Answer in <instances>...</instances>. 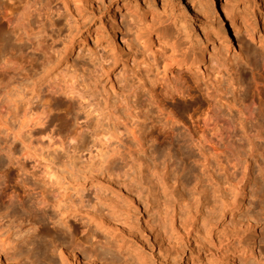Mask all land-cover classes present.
I'll return each instance as SVG.
<instances>
[{
    "label": "rangeland",
    "instance_id": "1",
    "mask_svg": "<svg viewBox=\"0 0 264 264\" xmlns=\"http://www.w3.org/2000/svg\"><path fill=\"white\" fill-rule=\"evenodd\" d=\"M71 1L0 0V170L11 178V189L0 197V230H4L2 237L14 254V263L29 264L31 248L41 246L29 243L25 235L11 234L33 215L16 185L20 165L9 154V148L21 147L12 133L23 120V110L30 106L35 113L43 109L46 117L42 128L47 132L37 152L42 164L59 176L79 175L73 189L65 193L49 189L52 202L47 214L52 216L57 209L55 200L72 201L76 212L60 219L73 228L86 222L95 231L87 220H96L100 213L111 214L109 200L114 195L120 198L127 209V213L121 210L127 230L118 239L112 232L104 233L103 238L107 249L117 256L116 264H226L227 255L240 256L237 264H260L264 246L259 244L260 238L253 254L251 243L226 216L216 222L211 245L205 249L198 230L181 226L183 229L179 223L173 233L159 235L155 229L158 214L182 193L190 199L200 195L210 211H218L222 196L237 182L233 177L228 183L225 174L227 164L236 166L235 159L241 168L234 170L237 177L243 175L240 189L246 194L235 225L246 220L253 208L247 186L250 162L258 159L256 165L263 164L259 157L264 153V139L252 142L253 129L239 105L244 90L236 75L246 71L247 59L264 58V0H257L260 10L255 14L260 21L255 32L245 22L254 14L253 0H89L90 5L82 8ZM12 3L18 14L9 25L1 11ZM172 46L181 60L190 59L200 47L213 48L206 51L197 71L186 74L189 97L174 94L171 85L162 81L159 62L169 57ZM255 63L260 69V61ZM71 77L80 97L66 94L65 84ZM152 89L165 105L161 112L152 106ZM210 101L219 105L222 120L230 125L220 123L223 142L217 154L198 157L199 151L177 139L160 147L171 137L172 128L159 126L157 121L172 116L189 121V116L196 115L177 116L181 109ZM132 132L136 138L154 137L155 145L137 142ZM103 139L108 140L107 145ZM39 168L30 161L24 164L38 190L44 177L38 175ZM12 190L20 194L21 203L6 200ZM129 197L136 204L128 202ZM119 239L123 244L118 246ZM40 260L41 264H54L59 259ZM67 264L87 261L72 256Z\"/></svg>",
    "mask_w": 264,
    "mask_h": 264
},
{
    "label": "bare ground",
    "instance_id": "2",
    "mask_svg": "<svg viewBox=\"0 0 264 264\" xmlns=\"http://www.w3.org/2000/svg\"><path fill=\"white\" fill-rule=\"evenodd\" d=\"M9 1L11 2L12 0ZM90 1L74 0L79 8L86 6ZM253 1L254 14L249 18L246 17L245 22L251 26L250 30L255 32L257 30L256 25L260 21V16L255 14V10H260V6L257 0ZM66 5L67 4H65V7L68 6ZM89 5L90 4L87 6ZM25 6L26 5H24V7ZM1 14L3 20L10 25L13 23L18 13L17 9L13 8L12 3L10 6H3ZM252 22H255L256 24H253ZM231 25H234L233 19L231 20ZM229 32L230 31H227L226 33ZM175 47L172 46V53L169 57H163L161 62H159L161 68L160 70H162V81L171 85L170 89L174 94L182 97H189L190 86L188 85L189 83L187 81L186 74L197 71L200 68V64L205 60L206 51H209L210 49L213 50V48L208 46L204 48L200 47L199 52L197 54L194 53L190 59L181 60L176 55L178 49ZM80 51H82V49H80ZM257 57L258 56L253 57V59H247L244 62L246 71H242L236 75L238 86L244 90V95L240 98L239 105L243 108V113L246 115L245 120L253 129L251 136L252 142H254L255 139H264V58L258 59ZM257 60L260 61V69L256 67L257 65L255 61ZM153 62H155L154 59ZM72 77L69 81L70 83L68 82L65 84L66 94L80 97V92L74 87L76 83L71 82L74 80ZM150 95L153 99L152 106L154 110L161 112L165 108V105L162 100H159V94L152 89L150 91ZM195 105L196 104H194V106ZM196 107L184 108L179 111L180 115L177 116H184V114L188 112H194L196 117L193 118L189 116V119H187L189 121L183 120L181 117L175 118L174 116H172V119L164 122L157 121L159 126L165 125L172 128L171 137L166 138L163 142H161L160 147H168L170 146L171 140L177 139L181 144L189 147L191 150L195 152L199 151L196 154L198 157L207 154H217L221 148V143L223 142V135L219 130L220 123L222 121L227 128L230 127V125L227 121L222 120V112L216 102L210 101L205 105ZM43 111L44 110L42 109L41 112L35 113L30 106L26 107L23 110V120L19 123L17 131L12 133L13 140L21 146L20 148L16 146L11 149L9 148V154L11 153L12 156L11 161H15V164L20 165L16 185L21 187L24 199L29 202L33 215L26 219V221H21L22 223H19L11 234L15 236L25 235L28 242L30 240L34 244H41V246L31 248L32 257L27 259L30 262L29 264H41L40 259H49L50 257L52 260L55 256H58L59 260L54 264H67V261H69L72 256L77 259L87 261V264H116L117 256L107 249L108 244L106 241H103V238L105 237L104 233L108 234L112 232V234H115H113V236L118 239L120 234H124L127 230L125 222L123 221L124 219L121 216V210L127 213V209L124 207V202L120 198L114 195L115 198L109 200L108 208L110 209L111 214L107 215L100 213V216L96 217V220H87L89 224H94L96 229L95 231L91 230L86 222H82L80 228H73L68 225L65 219H60V216L66 214L71 215V212H76L77 205L72 201L63 203L62 200H55L53 202V207L57 209L54 208L55 210H53V215H48L46 212V208L52 202H50V198L48 196L49 189L55 188L62 193H65L68 189H73L72 186L76 182L75 178L79 175H77L76 172H72V174H70V172L67 176H59L56 172L47 169L44 163L42 164L40 161L41 159H39L37 152L41 150V141H43L44 138L43 134L47 132L46 128H42L44 125L43 121L46 118ZM131 135L133 138L137 139V142L144 140L152 145H155L156 143L154 137L149 139L146 137H140V139L137 136L136 138L135 132H132ZM103 141L104 144L107 145L108 140L103 139ZM262 143H264V141ZM259 159L263 161L261 167L256 165V163L259 162L258 159H252L250 162L252 169L249 173V183L247 186H249V198L252 200L250 204H252L253 208L250 210L246 220L235 225L236 214L240 212L246 197L245 191H241L244 189H240V184L244 179L243 175L242 178L237 177L238 174L234 170L236 166L241 168V164L237 159H235L234 162H236V166L227 164L225 174L228 183L232 181L233 177L234 180H237V182L234 186L230 187L225 196H222L221 201L219 202L218 211H210V205H205L204 201H202L199 197L200 195L198 197L193 195L190 199L185 193H182L178 195L177 198L174 197L172 205L170 204V206L166 208L164 207V213L160 212L162 214H158V225H156L157 227L155 229V231L158 232L156 234L160 233L159 235H165L167 231L168 233L169 231L173 233L175 226L179 223L180 227L184 226L185 229H193L195 231L198 230L199 235L201 236L200 243L205 249L211 245V238L216 222L220 217L226 216L229 220V224L233 225V227H235L239 232L242 231L244 238H247L249 244L251 243L252 253L258 243V238H260L259 244L264 245L263 151H261ZM187 160L188 158H183L184 162H187ZM27 161L33 163L34 167H41V169L39 168L40 170L38 171V175H42L44 177L41 178L40 181V190L37 189V186L35 188V184H33V182L27 177L29 175H27V171L24 169V164ZM10 180L11 178L8 176L6 171L0 170V197L4 191L11 189V183L9 184ZM120 186H123V184H120ZM182 187H185V183H182ZM6 198L9 203L13 201L17 203L22 202L20 201V194H18V192L16 193L15 190H12L11 193L7 194ZM127 200L132 204H136L134 199L131 197ZM61 209L63 210L62 212L60 211ZM60 226L63 227V232L60 231ZM2 230H0V264H19L14 263V254L11 253V250H8L5 246L7 239H5L6 237H2L4 231ZM98 231H101L103 234H98ZM168 233L166 235H170ZM121 244H123L122 239H119L118 246ZM199 248L200 247H196L197 250H199ZM259 257L260 264H264V246L259 253ZM226 259V264H237V262L240 261V256L231 257L230 255H227ZM50 264H53V262ZM207 264L214 263L207 262ZM215 264L219 263L215 262Z\"/></svg>",
    "mask_w": 264,
    "mask_h": 264
}]
</instances>
